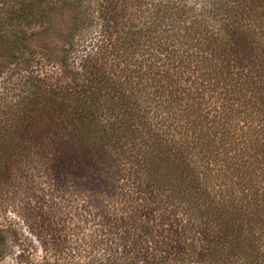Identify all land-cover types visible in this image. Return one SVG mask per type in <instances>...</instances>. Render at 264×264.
<instances>
[{
	"label": "trees",
	"instance_id": "1",
	"mask_svg": "<svg viewBox=\"0 0 264 264\" xmlns=\"http://www.w3.org/2000/svg\"><path fill=\"white\" fill-rule=\"evenodd\" d=\"M218 1L228 39L186 0L0 3V186L28 166L72 188L81 264H264V0ZM57 10L60 58L28 48Z\"/></svg>",
	"mask_w": 264,
	"mask_h": 264
},
{
	"label": "rangeland",
	"instance_id": "2",
	"mask_svg": "<svg viewBox=\"0 0 264 264\" xmlns=\"http://www.w3.org/2000/svg\"><path fill=\"white\" fill-rule=\"evenodd\" d=\"M186 1L191 6L205 10L212 21L213 19L217 21V27L220 28L219 22L226 24L222 33L228 39L229 24L227 19L222 21L228 15L224 4L218 0ZM1 2L3 0H0ZM225 2L228 4V0ZM70 17L68 12L61 10L50 15V28L47 31H37L36 37L30 42L28 48L49 52L60 58L66 46L65 32L68 29ZM239 33L240 31H237L235 34L236 48L241 61L246 63L251 58V62L256 66L264 67V55H262L264 44L259 43L257 47L253 46L255 49L253 55L245 58L247 56L242 53L246 52L245 47L248 43L244 42ZM12 46L10 41L0 37V57H5ZM14 85L12 81L0 80V110L2 112L8 111L10 99H12L10 97L19 90ZM4 119L0 114V121ZM38 170H32L28 166L21 168L22 172L16 175L15 180L10 175L9 180L0 186V231L4 241L0 248V264L84 263L86 260L78 253L79 239L94 235L95 230V226H89L90 224L83 226L81 233L78 229L79 207L86 206V203L76 196L72 188L59 190L58 186H54V190L49 189L48 182L45 180L46 171ZM80 254L83 256V253Z\"/></svg>",
	"mask_w": 264,
	"mask_h": 264
}]
</instances>
